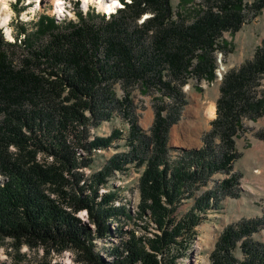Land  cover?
<instances>
[{"label": "trees", "instance_id": "obj_1", "mask_svg": "<svg viewBox=\"0 0 264 264\" xmlns=\"http://www.w3.org/2000/svg\"><path fill=\"white\" fill-rule=\"evenodd\" d=\"M123 2L108 18L95 10L86 16L79 10L78 21L68 22L41 14L32 29L16 17L15 41L6 40L0 27V245L9 238L17 251L23 244L44 247L46 256L27 264H65L48 256L67 250L81 264H176L174 250L185 253L191 247L201 221L198 211L239 196L241 174L232 173L241 156L237 139L247 131L245 119L264 115V41L252 59L224 73L216 116L200 148L182 149L171 160L169 133L188 104L183 87L191 78L217 79V52L227 57L233 51L224 33L235 34L257 17L264 0H203L190 19L179 14V20L173 0ZM147 12L153 16L140 23ZM17 47L23 50L19 64ZM135 88L158 92L150 135L138 123ZM115 115L129 124L130 149L86 179L82 169L92 166L94 152L124 136L116 127L109 136L92 138L91 127ZM257 136L264 140V129ZM132 161L145 164L140 216L150 210L160 229L151 238L124 231V219L132 217L127 204H116V190L100 192ZM218 172L230 176L175 221L182 200L194 197ZM263 227L264 217L227 226L211 264H264V243L253 239ZM113 233L120 242L103 255L95 241ZM240 242L242 260L235 254Z\"/></svg>", "mask_w": 264, "mask_h": 264}, {"label": "rangeland", "instance_id": "obj_2", "mask_svg": "<svg viewBox=\"0 0 264 264\" xmlns=\"http://www.w3.org/2000/svg\"><path fill=\"white\" fill-rule=\"evenodd\" d=\"M123 2V0H120ZM131 2V0H124ZM64 12L59 13L54 10L55 6L52 0H22L12 2L9 0V5L15 16L9 21L7 25L0 26L3 30L8 28L11 31L12 39L16 40V17L19 20L27 23L29 28L32 21H37L41 14H47L51 17H56L59 22L62 21H78L79 10L84 14L91 10L96 13L104 14L95 5L90 4L87 10L81 8V0H66L64 1ZM203 0H173L174 19H178L180 14L190 19L197 9L201 6ZM18 8V9H17ZM18 10H20L18 12ZM78 12V13H77ZM115 14V13H113ZM106 15V17H110ZM153 16V13L147 12L139 19L142 23L146 18ZM2 19L0 15V20ZM226 39L233 51L227 57L222 52H217V62L219 68L217 69V79L213 82L207 80L198 83L195 79L191 78L190 82L185 85L184 91L188 100V104L184 107L182 117L178 123L174 124L169 133V146L173 148L170 151L171 160L178 158L182 149L200 148L203 145V137L206 132L211 129V121L215 116L202 124L198 136L194 140L187 136L180 135L175 138L172 136V129L184 120H194L192 111L198 101L207 102L217 100L220 96V85L225 72L229 69L239 67L242 63L254 57L257 49L262 46L264 41V8L261 13L245 23L243 27L235 34L230 32L224 33ZM19 42H21L19 40ZM15 53V54H14ZM23 50L20 47L13 49L15 63H20ZM199 85V86H198ZM201 88V89H200ZM118 95H123V89L120 83L116 84ZM158 92L143 93L139 88L133 91L134 105L136 106L135 112L137 115L138 123L148 135H150V128L154 122L155 114L153 108V97ZM2 115L0 114V119ZM247 131L237 139V147L241 152V156L234 162L232 173H240L239 183L237 185L239 196L232 197L226 196L222 199L221 204L218 206H209L205 211H198L201 217L199 225L196 227V234L192 240L191 247L185 253L174 250V254H178L176 264H211V254L215 249L216 243L225 228L231 224L239 223L242 219H254L257 217H264V140L259 138L257 134L264 129V115L256 120L245 119ZM120 128L124 131V136L121 139H116L111 146L103 149H98L94 153V161L91 167H86L83 173L86 179H89L92 173L102 169L109 161V159L116 154L128 151L130 147L126 143V136L129 132V124L119 115H115L109 121H103L98 127H91V137L95 136H109L114 128ZM192 140V141H191ZM15 150V148H12ZM85 153L84 151L80 150ZM45 155L41 154V159L44 160ZM46 160L51 161L50 157ZM145 169V164L138 165L137 162L132 161L127 164L125 171H115L109 179L107 186H103L100 192L116 190L118 199L116 204H127L131 218L124 219L123 230H135L140 236L151 238L154 233L160 232L155 221L152 218L151 211L146 210L140 216V177ZM230 174L218 172L209 181L207 186H203L196 191L194 197L184 198L182 203L178 205L176 211L172 215L175 221L181 220L186 213H188L194 206L195 199L205 191L214 188L224 178L229 177ZM0 174V181L3 180ZM83 220L88 221V214L82 211L79 214ZM118 224L113 223L117 227ZM117 232V231H116ZM181 239V238H180ZM253 239L257 242L264 243V227L253 234ZM96 250L103 255H109L107 249L112 247L114 243L120 242V237L117 233H113L108 239H96ZM241 242L237 245L235 254L238 259H244L245 255L242 251ZM46 256L45 249L42 246L30 247L23 244L17 251L12 245L11 239H6L0 245V264H27L35 263ZM75 253L73 250H67L63 253L52 251L48 259L53 262H61L65 264H81L75 260ZM109 257V256H108Z\"/></svg>", "mask_w": 264, "mask_h": 264}, {"label": "bare ground", "instance_id": "obj_3", "mask_svg": "<svg viewBox=\"0 0 264 264\" xmlns=\"http://www.w3.org/2000/svg\"><path fill=\"white\" fill-rule=\"evenodd\" d=\"M8 2H9V0H8ZM90 4L95 5L100 11L106 12L108 14L114 13L119 7H121V1L120 0H117L118 6L114 9V11H111V12L104 10L105 7H107L111 4V0H93V2ZM58 12L61 14L60 11H58ZM5 14L6 13L3 10L2 6H0V15H1L2 19H3ZM7 34L11 36V31L9 28L7 29ZM195 106L196 107H195L194 111H192L195 119L194 120H190V119L184 120L180 124L176 125L172 129V136L173 137L177 138L180 135H183V136H187L189 138L191 137L190 139L194 140V137H192V136H196V137L198 136L202 124L207 122L209 119L213 118L216 114V102H214V101H207V102L198 101Z\"/></svg>", "mask_w": 264, "mask_h": 264}, {"label": "clouds", "instance_id": "obj_4", "mask_svg": "<svg viewBox=\"0 0 264 264\" xmlns=\"http://www.w3.org/2000/svg\"><path fill=\"white\" fill-rule=\"evenodd\" d=\"M12 2H15V0H12ZM55 8L54 10H58L61 13L64 12V0H52ZM93 0H81V8L86 11L87 7L90 3H92ZM38 3V0H37ZM0 6H2L3 10L5 11V15L2 20H0V26L7 25L9 21L15 16V13L10 8L8 0H0ZM118 6L117 0H111V4L104 8L105 11L111 12L114 11V9ZM4 37L6 40H11L12 36L7 34V30H4ZM70 264V262H69Z\"/></svg>", "mask_w": 264, "mask_h": 264}, {"label": "built area", "instance_id": "obj_5", "mask_svg": "<svg viewBox=\"0 0 264 264\" xmlns=\"http://www.w3.org/2000/svg\"><path fill=\"white\" fill-rule=\"evenodd\" d=\"M52 196H54V195H52Z\"/></svg>", "mask_w": 264, "mask_h": 264}]
</instances>
